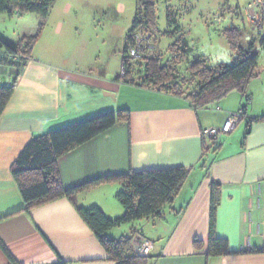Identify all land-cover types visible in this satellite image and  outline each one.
Masks as SVG:
<instances>
[{"label":"crops","instance_id":"0c3cea01","mask_svg":"<svg viewBox=\"0 0 264 264\" xmlns=\"http://www.w3.org/2000/svg\"><path fill=\"white\" fill-rule=\"evenodd\" d=\"M67 1L55 17L57 0L53 3L18 77L15 60L0 51V86L16 78L0 115V264H116L76 208L96 206L110 219L120 217L124 209L115 196L121 186L115 181L82 186L172 168L187 170V177L162 216L121 225L106 237L120 240L140 231L152 243L148 264H264V122L256 120L264 116V61L259 54L248 102L232 92L216 105L194 110L183 97L124 82L119 77L122 50L114 60L92 64L89 43L76 37L84 34L78 20L85 13L71 11L72 0ZM39 21L35 14H2L0 37L14 45L34 36ZM241 35L245 46L250 34ZM118 110L129 111L128 123H115L57 159L62 187L74 190L71 199L26 211L11 166L28 142ZM240 110L244 118L219 142L202 136L203 129L222 127L230 113ZM212 182L221 186L215 191L214 234L226 242L228 254L208 251Z\"/></svg>","mask_w":264,"mask_h":264},{"label":"trees","instance_id":"16d2710c","mask_svg":"<svg viewBox=\"0 0 264 264\" xmlns=\"http://www.w3.org/2000/svg\"><path fill=\"white\" fill-rule=\"evenodd\" d=\"M56 0H0V15L18 13L35 14L39 17L37 33L24 37L16 44H9L0 37V51H4L12 59L18 69L16 77L25 67L33 46ZM158 0H136V8L131 28L125 38L122 50L121 67L125 70L123 77L126 83L152 88L162 93L183 97L194 110L208 108L218 104L232 92L242 95L249 101L248 85L258 76V51L256 47H264V37L250 38L246 46H240L241 32L231 27L224 32L229 44L232 61L228 65L219 63L211 66L203 58H195L189 66V80L180 79L178 64L184 59L186 50L179 45H172L175 56L168 63H161L160 58L147 57L144 54L138 60L128 57V48L133 45L135 33L148 35L156 30V4ZM168 22L170 17L167 15ZM250 25V24H249ZM251 27V26H250ZM255 32V31H254ZM178 54V55H177ZM137 64L142 69V77L137 78L132 69ZM192 83L190 88L182 89L183 83ZM15 82L9 86H0V115L4 111L15 88ZM243 114V110H240ZM256 120L264 122V116ZM128 123L129 111H108L72 124L59 127L47 133L34 136L21 151L11 166V173L16 181L22 198L29 208L42 205L58 198L71 199L74 190H64L60 182L57 159L96 135L109 129L115 123ZM248 130H246V134ZM187 177L183 168L147 170L129 172L119 176L100 178L89 185L115 181L121 186L116 200L124 209L122 216L110 219L96 206L76 208L81 219L90 228L100 245L116 264H148V256H139L130 246L131 236L120 240L106 237V232L121 225L143 219H156L162 216L163 207L169 204ZM209 215L208 251L213 255L228 254L225 241L215 237V210L218 199L215 191L221 186L212 182ZM82 188V189H83ZM54 264H66L62 260Z\"/></svg>","mask_w":264,"mask_h":264},{"label":"rangeland","instance_id":"374dc122","mask_svg":"<svg viewBox=\"0 0 264 264\" xmlns=\"http://www.w3.org/2000/svg\"><path fill=\"white\" fill-rule=\"evenodd\" d=\"M253 0H158L156 4V30L150 33L145 55L161 59L165 64L175 53L172 45H179L186 50L184 59L178 64L180 79L189 80V66L195 58H203L207 64H230L232 61L229 44L224 35L232 26L241 34H250L245 10ZM67 0H57L52 16L65 9ZM71 11L84 12L78 20L84 34L77 35L89 43L90 59L96 65L102 61L120 57L125 38L131 28L135 14L136 0H72ZM167 15L170 17L168 22ZM71 17V16H69ZM65 19L71 25V18ZM220 19V20H219ZM49 20L48 30L55 28V21ZM51 22V23H50ZM77 23V22H76ZM145 35V34H143ZM239 45L243 47L244 36ZM246 46V44H245ZM39 50V49H38ZM260 63L264 61V51L258 50ZM178 55V54H177ZM137 78L142 77V69L133 64ZM192 83H183L182 89L190 88Z\"/></svg>","mask_w":264,"mask_h":264},{"label":"built area","instance_id":"2783aa9c","mask_svg":"<svg viewBox=\"0 0 264 264\" xmlns=\"http://www.w3.org/2000/svg\"><path fill=\"white\" fill-rule=\"evenodd\" d=\"M245 13L252 30L255 31L260 39L264 37V0H253L251 4H248ZM150 36V34L143 35L138 33L133 35V45L128 48L129 59H140L146 49L149 48L147 43L149 42ZM124 74L125 70L121 67L119 75L123 77ZM243 118L244 114L241 111L230 113L222 127L203 129L202 136L210 141L219 142L222 136L231 132L233 127ZM130 246L132 251L139 256H148L152 249V243L145 239L140 231H136L131 236Z\"/></svg>","mask_w":264,"mask_h":264}]
</instances>
